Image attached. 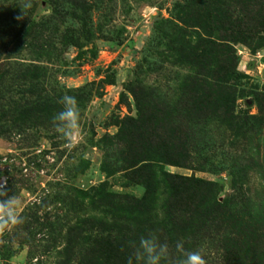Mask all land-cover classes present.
I'll list each match as a JSON object with an SVG mask.
<instances>
[{
  "label": "rangeland",
  "instance_id": "1",
  "mask_svg": "<svg viewBox=\"0 0 264 264\" xmlns=\"http://www.w3.org/2000/svg\"><path fill=\"white\" fill-rule=\"evenodd\" d=\"M61 1L71 3L65 6L75 20L60 18ZM61 1H41L39 36L16 22L14 0H0V27L10 28H0V199L18 196L23 220L0 231V264H81L93 235L85 229L77 242L71 231L82 216L100 214L87 195L102 185L123 210L125 199L147 194L162 207L165 185L151 186L148 169L140 181L127 169L133 148L126 124L140 118L153 137L174 146L182 133L202 127L205 137H189V167L162 170L215 184L229 205L217 230L200 241L190 237L185 207L177 236L205 264H264V0H87L85 9ZM197 63L207 72L190 84ZM19 65L41 70L27 76ZM64 95L81 111L71 146L52 123ZM201 194L188 200L193 208L207 204ZM226 236L239 252L234 263L221 246Z\"/></svg>",
  "mask_w": 264,
  "mask_h": 264
},
{
  "label": "trees",
  "instance_id": "2",
  "mask_svg": "<svg viewBox=\"0 0 264 264\" xmlns=\"http://www.w3.org/2000/svg\"><path fill=\"white\" fill-rule=\"evenodd\" d=\"M42 0H32L33 7L26 12V17L23 19H17L18 16L22 15L19 6L22 0H14L13 8L16 9L15 15L16 22L24 21L25 26H28V31L32 32L33 35H41L42 26L44 18H39L37 10L41 5ZM61 1V0H60ZM71 4V3H70ZM64 2H60L59 10L60 18L70 20H75L76 16L74 13H69V8ZM87 0H77L72 3V7L75 9H85L87 8ZM38 18V20H36ZM71 18V19H70ZM30 25H29V24ZM65 21L61 23L64 25ZM1 26V30H2ZM54 27V30L57 29ZM6 32L10 29L3 27ZM72 28V25L70 29ZM71 32V31H70ZM28 37V34H24ZM41 50V49H40ZM39 66L34 65H19L17 71L27 75L32 72L38 73L40 71ZM207 70L204 68L203 64L197 63L194 66L192 75L187 78V82L190 84H196L203 81L200 76L203 75ZM28 81L26 78L22 79V82ZM5 92V91H4ZM6 93V92H5ZM8 93V92H7ZM138 98V97H137ZM5 103L8 101L6 94L1 98ZM12 106V104L10 103ZM6 107V106H5ZM146 119H131L127 122V129L125 132L128 136L129 149L131 150L130 159L132 165L127 169H133L132 174L135 178H142V174L145 169L151 171L149 176V181L152 184H162L166 187V200L162 207L157 208L154 204L148 201L149 194L143 196L141 199L129 198L125 199L126 206L123 210L120 203H117L112 199L111 196L104 193L106 186L102 185L97 189H92L91 191L97 192V195L90 196L84 191H79V199H87L86 195L93 201H95L93 209L99 212L98 216H82L75 227L76 230L71 231L72 235H78L76 238L77 242L84 239L83 235L85 229L90 231L93 235V247L91 248V256L86 253V255L81 260V264H127L128 257L134 252L135 248L138 246L139 241L142 237L154 234L158 237L159 241L165 238L171 250L170 259L179 260V254L176 252V244L178 242L182 243L185 251L189 250V242L182 240L180 236L178 237L175 231L176 218H180V214L185 213V207L187 213V224L190 227V237L198 241L203 240V238H208L217 230L215 221L218 216H222L227 213L229 209L228 202L225 200L221 203L218 199L217 186L213 183H206L202 180H196L194 178H187L178 175H169L162 170L163 165H173L177 167H189L190 149L195 148L193 142H189L191 133L194 136L205 137L201 134H205L202 127H199V132L193 130L188 131L187 134L182 133L178 141L174 143L165 137H153L157 136V132H151L146 129ZM203 125V124H201ZM181 127L183 125L181 124ZM183 132V131H182ZM187 132V131H186ZM126 138V139H127ZM207 141L201 140L200 145H206ZM128 151V149H127ZM200 152V150H199ZM140 164H142L140 166ZM140 166V167H138ZM143 172V173H142ZM142 173V174H141ZM140 181V180H139ZM149 181H147L149 183ZM150 187V185H148ZM201 193L205 194L207 204L205 202L198 204L193 208L188 202L190 197H198ZM197 194V195H196ZM202 195V194H201ZM128 207V208H127ZM264 207V202L258 204V209ZM79 212L82 213L86 211V206L83 203L79 205ZM159 212L161 214H159ZM112 217L109 218L108 216ZM217 227V228H216ZM109 231L106 236L102 235L104 231ZM96 235L94 236V234ZM114 233V235H112ZM129 242L128 246H123V243ZM116 244V246L114 245ZM121 244V245H119ZM229 244V245H228ZM221 246L224 249V256L228 262H236L238 260L239 252L232 250L230 237L226 236L222 238ZM87 258L88 260H85ZM67 264V263H64Z\"/></svg>",
  "mask_w": 264,
  "mask_h": 264
},
{
  "label": "clouds",
  "instance_id": "3",
  "mask_svg": "<svg viewBox=\"0 0 264 264\" xmlns=\"http://www.w3.org/2000/svg\"><path fill=\"white\" fill-rule=\"evenodd\" d=\"M33 7L32 0H22L19 8L22 15L17 19L26 17L27 10ZM62 109L52 118L55 130L66 141L73 145L80 132L81 111L74 96L64 95L60 101ZM6 193L0 192V196ZM20 200L18 196L11 195L0 199V231H4L22 223ZM179 254L178 264H205L199 251H185L182 243L176 244ZM171 257V250L167 243H161L154 234L142 237L134 252L128 257L127 264H164Z\"/></svg>",
  "mask_w": 264,
  "mask_h": 264
}]
</instances>
